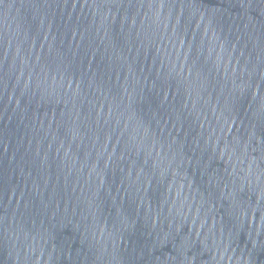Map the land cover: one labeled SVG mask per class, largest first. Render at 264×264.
Masks as SVG:
<instances>
[{"label": "water", "instance_id": "95a60500", "mask_svg": "<svg viewBox=\"0 0 264 264\" xmlns=\"http://www.w3.org/2000/svg\"><path fill=\"white\" fill-rule=\"evenodd\" d=\"M25 264H264V11Z\"/></svg>", "mask_w": 264, "mask_h": 264}]
</instances>
